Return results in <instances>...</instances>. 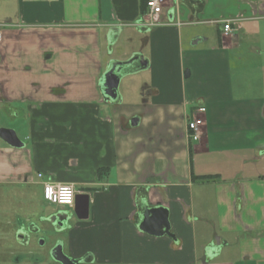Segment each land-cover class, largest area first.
Segmentation results:
<instances>
[{
    "label": "crops",
    "instance_id": "crops-1",
    "mask_svg": "<svg viewBox=\"0 0 264 264\" xmlns=\"http://www.w3.org/2000/svg\"><path fill=\"white\" fill-rule=\"evenodd\" d=\"M1 1L14 7L0 17V115L29 126L21 148L0 139V182L42 173L43 188L89 195L71 254L83 264H264V58H232L264 0H164L158 13L150 0ZM224 19L237 20L228 35L215 23ZM138 55L148 64L124 65L107 99L109 64ZM137 74L128 103L119 87ZM145 204L168 208L174 237L140 229Z\"/></svg>",
    "mask_w": 264,
    "mask_h": 264
},
{
    "label": "rangeland",
    "instance_id": "rangeland-1",
    "mask_svg": "<svg viewBox=\"0 0 264 264\" xmlns=\"http://www.w3.org/2000/svg\"><path fill=\"white\" fill-rule=\"evenodd\" d=\"M13 7H14L13 3H8L7 1L0 0V14H2L0 15V17L3 18V15L10 13ZM242 22H243L242 24L244 25V30L240 35L244 41L241 42L240 48L236 52L232 53V58L234 61H237V59L240 56H243L245 61L248 58L250 62L251 61L253 62V63H248V65L251 66L255 62L257 63V61L260 62V59L264 58V19H245ZM199 28L204 29V32L206 31L207 33H209L210 31V30H205V26H199ZM215 32H217V28H215ZM190 43L191 41L186 42L185 47L189 48ZM209 44L210 42L208 43L203 42L198 44V46L199 47L208 46ZM259 52H262L263 54L262 58L259 57L260 55ZM133 66H134L133 63L132 64L128 63L125 65V69H131L133 68ZM234 67H235L234 68L235 71L233 73L234 75L233 79H234V83L236 84L239 80H242V75L240 74L238 77H236L235 73L239 67L236 66L235 64ZM143 76L144 75L138 77V74L134 75L136 79H133L134 77H130L131 79L129 78L127 79V81H124L122 82V84H120L119 93L126 91V89H128L127 92H124V95L125 93H127L126 94L127 98L125 100L126 102L132 103L135 99L137 100L139 99L137 95L138 89H134V88L135 86H138V82L140 85L143 83L144 81ZM111 112H112V107H111ZM28 126H29L28 121L23 116L12 118L6 113H2L0 115V127H7L14 129L17 132L18 136L27 144H28V137H27ZM31 176L33 178L26 184H13L12 182H5V183L3 182V184H0V253L2 252L4 253V251L10 252V249L13 248L12 245H14V243L8 241V235H6L5 233L6 235L5 236L4 233L1 231L2 224H13L16 222L17 217L34 218L36 215L38 216L46 209L44 207V204L49 205L51 207V211L53 208H54L53 210H56L57 208L62 207L47 201L44 198V193H43L44 188L41 184V180L37 178L36 173H33ZM63 207H65L66 209L69 208V210H73V208H70L68 206H63ZM6 209L10 211L9 212L10 215L7 216L4 215ZM9 239L11 240V238ZM31 248L37 251V242H35V244H33ZM36 255L38 254H33L31 256L32 262L35 261L37 257ZM45 263L55 264V262L50 259H48Z\"/></svg>",
    "mask_w": 264,
    "mask_h": 264
},
{
    "label": "flooded vegetation",
    "instance_id": "flooded-vegetation-1",
    "mask_svg": "<svg viewBox=\"0 0 264 264\" xmlns=\"http://www.w3.org/2000/svg\"><path fill=\"white\" fill-rule=\"evenodd\" d=\"M0 184L2 183L0 182ZM44 207L46 209L34 218L17 217L16 222L13 224H2L1 231L4 235L5 233L8 235V241L14 243V245L11 244L13 248L10 249V252L0 253V261L2 262L0 264H42L48 259L54 261L55 264H61L52 256V252L59 245H62V250L66 255L79 261L78 264L86 263V256H73L69 250L70 233L77 227L79 222L74 211L75 207H70L73 210H69V208L66 209L62 206L56 210H53V208L52 211L49 205L44 204ZM60 211L67 213V219L57 216ZM9 212L6 209L4 215H10ZM79 212L80 214L83 213L82 207L79 208ZM35 242H37V251L31 248ZM33 254L38 255H36L35 261L32 262L31 256Z\"/></svg>",
    "mask_w": 264,
    "mask_h": 264
},
{
    "label": "water",
    "instance_id": "water-1",
    "mask_svg": "<svg viewBox=\"0 0 264 264\" xmlns=\"http://www.w3.org/2000/svg\"><path fill=\"white\" fill-rule=\"evenodd\" d=\"M198 41V40H196ZM137 58H140L142 64L146 66L148 64L147 60L143 55H138L126 62H111L100 79V88L102 94L107 99H115L118 96V86L120 79L122 77L123 66L133 62ZM187 75V74H186ZM188 76V75H187ZM139 117H134L131 119V125L135 126L139 123ZM0 139L4 140L7 144L12 147L21 148L24 146V142L19 138L17 132L14 129L7 127H0ZM89 195L84 193H78L76 195L75 202V214L79 219H88L89 217ZM83 208V213L80 214L79 208ZM169 210L164 206H157L150 208L146 204L143 207V217L140 224V229L150 232L154 235H164L168 234L174 237L170 231V222L168 218ZM58 217H65L67 219V213L65 211H60L57 215ZM221 248L219 237L216 238V243L211 244L208 248V254L210 256L215 255L217 251ZM53 258L60 262L61 264H78L79 261L74 260L72 257L66 255L62 250V245H59L52 252Z\"/></svg>",
    "mask_w": 264,
    "mask_h": 264
},
{
    "label": "built area",
    "instance_id": "built-area-1",
    "mask_svg": "<svg viewBox=\"0 0 264 264\" xmlns=\"http://www.w3.org/2000/svg\"><path fill=\"white\" fill-rule=\"evenodd\" d=\"M164 0H150L149 4L151 6V9L154 13H158L162 10ZM236 19H224L221 21H215V23L222 24L223 26V32L225 35L230 34L233 32L234 25L236 24ZM149 24L154 25V22H150ZM1 26V24H0ZM2 38V33L0 32V40ZM205 108H198L197 113L204 112ZM203 123V120L200 118V116H195L194 119L188 123V130H189V136L193 140H198L201 137V125ZM37 176L39 178L43 177L42 173H38ZM44 198L51 202L52 204L58 205V206H69L74 207L75 205V199L77 191L74 188V186L69 184H57L54 182H51L49 180L45 181L44 183Z\"/></svg>",
    "mask_w": 264,
    "mask_h": 264
},
{
    "label": "trees",
    "instance_id": "trees-1",
    "mask_svg": "<svg viewBox=\"0 0 264 264\" xmlns=\"http://www.w3.org/2000/svg\"><path fill=\"white\" fill-rule=\"evenodd\" d=\"M103 171H104L103 169H100L99 170V174L101 175Z\"/></svg>",
    "mask_w": 264,
    "mask_h": 264
},
{
    "label": "bare ground",
    "instance_id": "bare-ground-1",
    "mask_svg": "<svg viewBox=\"0 0 264 264\" xmlns=\"http://www.w3.org/2000/svg\"><path fill=\"white\" fill-rule=\"evenodd\" d=\"M77 194H78V193H77ZM77 194H76V195H77Z\"/></svg>",
    "mask_w": 264,
    "mask_h": 264
}]
</instances>
